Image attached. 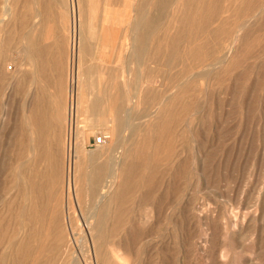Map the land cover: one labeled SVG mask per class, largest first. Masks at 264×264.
<instances>
[{
  "label": "rangeland",
  "instance_id": "374dc122",
  "mask_svg": "<svg viewBox=\"0 0 264 264\" xmlns=\"http://www.w3.org/2000/svg\"><path fill=\"white\" fill-rule=\"evenodd\" d=\"M7 1L2 3V38L8 42V49L3 64L6 76L0 93V144L6 155L18 150L13 141L17 139L16 116L21 114L22 101L28 102L18 85L15 86L13 77L21 64L13 34L18 24L17 16L25 13L31 22L41 18L45 44L51 40L46 35L49 30H55L58 39L62 37L63 43L58 50V54L61 53L53 57L56 61L52 63V69L46 71L50 78L62 74L64 87L67 86L70 67L66 0L56 4L54 0H37L38 8L43 11L40 17L20 11L25 0ZM131 1L110 0L112 9H105L108 0L85 1L88 8L95 3L99 6L100 20L106 18L111 25L116 24L115 27L112 25L114 29L109 26L105 31L100 28L99 32L91 31L90 35L100 42L95 50H91L93 53L88 57L87 66H100L94 71L108 70L94 77L96 85L102 82L103 89L111 72L118 73V80L124 86L125 109L120 117L114 111L119 117L114 115L117 138L112 134L113 125L108 123L95 129L87 128L85 139L78 132L73 142V149L82 158L87 157L90 161L95 158L99 164L121 154L124 148L130 152L116 168V172L120 170V180L128 182V188H124L114 204L111 202L112 212L123 215L122 227L130 229L129 235L136 233L143 239H129L131 255H123L119 249L120 263L264 264V12L261 9L264 0H252L244 7L245 0H217L216 11L202 9L214 0H203L200 9V0H169L170 6H174L164 10L157 8L158 0H149L147 12L153 22L169 23L175 18L174 25L178 27L168 33L165 42L160 39L167 33L154 30L155 33L145 39L144 52L139 57L125 55L123 47L126 33L122 27L133 12ZM179 3V11H176L174 7ZM251 4L258 6L253 8ZM194 21L196 31L192 32L190 27ZM207 22L218 26L212 36L204 31ZM202 24V30L197 32ZM241 30V37L235 42ZM174 37L178 41L175 47L172 46ZM196 37L204 39H199L201 45H197ZM197 47H200L198 51ZM231 48H234L233 52ZM168 53L170 58L166 56ZM21 67L29 70L28 64ZM48 83L45 91L51 97L57 87L52 85V79ZM37 86L35 82L29 89L36 98L40 93ZM65 91L63 88L60 93L66 112ZM98 91L92 98L99 100L100 110L108 116L112 106L105 92L99 95ZM85 97L91 98L87 94ZM127 111L131 116L128 120ZM65 123L59 133L49 130L48 137L45 136L47 146H53L54 154L59 157L64 173L58 196L59 210L66 205L69 167L66 145L71 140L65 129L68 122ZM120 126L124 128L120 129ZM102 133L109 135L106 145H93L94 136ZM90 137L92 142L88 143ZM31 168L32 164L28 163L27 171ZM125 174L129 175L127 180ZM106 178L109 177H103ZM134 181L137 187L131 189ZM82 189L84 192L76 199L81 204L78 207L93 211L96 197L87 194V184ZM15 196V190L7 185L0 204V215L5 220L18 209L13 201ZM72 207L77 209L76 205ZM72 218L75 221V216ZM76 231L78 234L74 236L78 239L85 234L78 226ZM67 233L66 240L70 241V232ZM124 235L122 230L114 240L102 239V253L116 254L114 249L119 248ZM16 243L19 241L15 227L9 224L1 228L0 258L9 254V247ZM40 243L44 246L40 255L44 260V251L52 243L47 232L40 234ZM81 244L83 252L76 251L78 264H84V256L93 264L90 249L87 250L89 242L82 239ZM128 244L124 243L123 247L128 248ZM5 264H11V261L6 260ZM66 264H72L71 258Z\"/></svg>",
  "mask_w": 264,
  "mask_h": 264
},
{
  "label": "bare ground",
  "instance_id": "6f19581e",
  "mask_svg": "<svg viewBox=\"0 0 264 264\" xmlns=\"http://www.w3.org/2000/svg\"><path fill=\"white\" fill-rule=\"evenodd\" d=\"M3 1L7 0H0V93L6 76L3 64L7 58L8 49V42L6 39L2 38ZM17 1L18 0H16V2ZM36 1L37 0H25V5L20 11L28 12L29 15L30 13H35L37 17L42 16L43 11L40 10L41 8H38ZM58 1L59 0H54V4L58 3ZM85 1L86 0H66V4H68L69 8V21L66 29L68 31L67 44L70 67L67 75L69 81L68 85L65 87L62 81V74L50 78L46 73L47 70L52 69L51 65L56 61L53 57H58L61 53L59 52L58 54V50L63 43L62 37L58 39V33L55 30H49L46 35L47 38L51 40L48 44H45L43 39L44 28L42 27L41 18L31 22L30 17H26L25 13L17 16L18 24L15 26L13 34H15L16 47L20 51L21 64L20 69L14 73L13 77L15 79V86L18 85L19 91L28 99V102L25 104L26 102L22 101L21 114L16 116L15 135L17 139L15 138L13 141L14 144L18 146V150L14 154L6 155L3 152V145L0 144V204H2L3 201V190L8 185V187L16 192L13 201H15L18 207L16 212L13 213L8 220H5L0 215V230L12 224L15 227V233L19 243H16V246L9 247V254L5 253L1 255L0 264H5L6 260H10L11 264H66L70 258L72 264H78L76 260V251H78V253L80 251L83 252L84 249L81 244L82 239L89 242L87 250L89 251L90 249L91 255H89L93 260V264H121V257L118 256L120 250L123 251V255H131L130 245L128 244V242H130L129 239H139V241L143 239L142 235L136 233L134 235H129L130 229L127 230L122 227L124 226L123 215L113 214L112 212V205L121 197L124 188H128V182L120 180V170L116 172V168L119 166L121 159L127 156L125 154L128 153L129 155L130 152L125 151L124 148V152L121 154L109 157L110 162L107 159L99 164L95 158L91 161L87 157L82 158L80 153L73 149V142L77 133L80 132L84 135L87 128L95 129L97 126L111 123L114 128L112 130L113 137L117 138L115 134L117 128L114 126L116 118H114V115L116 112V115L120 117L125 109L124 86L122 84L123 82L118 80V73L111 72L112 75L110 76V80L105 81V89H103L102 82L96 85L94 77L96 74L103 75L108 70L101 71L99 69L94 71L100 66H96V68H91L90 65L87 66L88 57L93 53L91 50H95L98 46L97 44L100 42L97 41L92 45L96 37L90 35L91 31H96L99 28L105 31L109 26L114 25L115 27L116 24L113 23L111 25L106 18L100 20L98 18L99 6L94 2L95 4L88 8ZM108 1L105 9H112L109 7L112 5V1ZM202 1L203 0H200L198 3L199 9L201 8ZM250 1L252 0H245L243 7L245 5L248 6ZM148 2L149 0L131 1L133 12L131 11L129 13L122 27V31L126 33L123 47L125 48V55L127 56L139 57L142 55L140 53L144 52L145 39H149L155 33L154 30H164L165 33H167L166 37L159 38L162 42L164 39L165 42L168 38V33H173V31H175L174 29L178 27L174 25L176 19L173 17L169 23L153 22L147 12ZM251 5L253 8L258 6V4ZM169 6V0H158V9L164 10ZM173 6L174 5H171L169 8L172 9ZM226 7L227 6H225V8ZM261 7L263 13L264 4L261 5ZM174 8H176V11H179L180 3ZM202 9L216 11L217 0L205 4ZM121 20L122 18L120 21ZM97 24L100 25L99 28L95 27ZM194 24L195 21L190 27V31L192 32L196 31ZM114 27L112 26V29H114ZM202 28L203 24L198 27L197 32H200ZM158 30H156V32H158ZM204 31L212 36L218 31V26L209 22ZM10 32L12 31L10 30ZM241 32L242 30L237 34L235 42L239 41ZM176 38L174 37L172 39L173 47H175L176 42L178 43ZM199 39V37H196L197 45H201V43L198 42ZM200 40L203 41L204 39L201 38ZM199 48L200 47H197L196 50L198 51ZM233 51L234 48H231V52ZM166 56L170 58V53ZM175 59L177 58L175 57ZM27 64L29 70H24L21 66H26ZM101 67L103 68V65ZM183 68H185L184 65ZM57 78L59 82H57ZM50 79H52V85H54L55 88L57 87L51 97H49V93L45 91ZM35 82L38 84L37 87H39L40 90V93L37 95L40 98H36L34 92H30L29 90ZM63 88L66 90V112L63 110V102H61L63 98L60 92ZM97 91L99 95H103V92H105L104 95L106 94V99H109L112 107L111 114L108 116L102 109L100 110L99 100L92 98ZM107 91L110 92L107 93ZM86 94L91 96V98H86ZM131 102L132 100L130 99V105ZM128 109L130 110L129 107ZM128 112L129 111L126 113L128 114ZM119 117H117V119H119ZM126 117L127 120L130 119V113ZM127 120L126 123H128ZM62 123L67 124L65 129L68 130L69 139L71 140L68 141L66 145V162L69 166L66 175V205L63 210H59L58 196L64 179V173L60 165L61 161L59 157L54 154L53 146H47L45 136L48 137L49 130L50 132L53 131L52 133L54 134L59 133ZM126 125L128 127V124ZM119 128L123 129L124 127L120 126ZM126 130L128 129L126 128ZM120 131L124 133V130ZM44 143L46 145H43ZM103 145H106V143ZM26 153H28L29 156H25L27 155ZM6 158L14 159L10 161L6 160ZM28 163L32 164V168L29 171L26 169ZM72 163H74L73 166H70ZM104 176L109 178L103 179ZM125 176L127 180V176L129 175L125 174ZM86 184L89 188L87 194L96 197V204H94L96 207L93 211L81 210L78 207L81 204L76 200L81 197L82 192H84L82 187ZM135 187H137V183L134 181L131 185V189ZM112 201L113 204H111ZM72 205H76L77 209H73ZM49 209L50 212L48 211ZM72 215L75 216V221ZM73 221L76 222V226L79 227V230L85 232L84 236L80 239H78V236H74L78 233L76 231V226L73 225ZM110 223H112V226H110ZM44 224H46V227H44ZM122 230L125 235L118 244L119 248L114 249L116 254L108 252L102 253V239L108 238L114 240ZM68 231L71 235L70 241L66 240ZM43 232H47L52 238L50 247L44 251V260L40 257L41 251L44 249V246L40 243V234ZM124 243L129 245L128 248L125 249V247H123ZM83 261L84 264H91L85 256L83 257Z\"/></svg>",
  "mask_w": 264,
  "mask_h": 264
},
{
  "label": "built area",
  "instance_id": "2783aa9c",
  "mask_svg": "<svg viewBox=\"0 0 264 264\" xmlns=\"http://www.w3.org/2000/svg\"><path fill=\"white\" fill-rule=\"evenodd\" d=\"M108 138H109V135L105 133L94 136L93 145H96V146L103 145L107 142Z\"/></svg>",
  "mask_w": 264,
  "mask_h": 264
},
{
  "label": "crops",
  "instance_id": "0c3cea01",
  "mask_svg": "<svg viewBox=\"0 0 264 264\" xmlns=\"http://www.w3.org/2000/svg\"><path fill=\"white\" fill-rule=\"evenodd\" d=\"M95 27H97V28H99L98 27V25H96ZM96 31H98L99 32V29L98 30H96ZM97 42V40H94V42H92V45H93V43H96ZM103 45H106V44H103ZM99 59H101V58H99ZM103 60V59H102ZM84 139H85V136H84ZM92 142V138L90 137L89 138V142L88 143H91Z\"/></svg>",
  "mask_w": 264,
  "mask_h": 264
}]
</instances>
